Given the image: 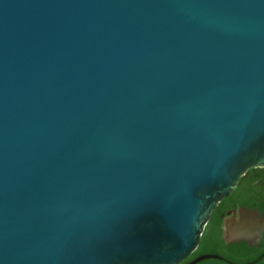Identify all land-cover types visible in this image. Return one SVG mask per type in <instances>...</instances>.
Masks as SVG:
<instances>
[{
    "label": "water",
    "instance_id": "water-1",
    "mask_svg": "<svg viewBox=\"0 0 264 264\" xmlns=\"http://www.w3.org/2000/svg\"><path fill=\"white\" fill-rule=\"evenodd\" d=\"M262 167L264 0H0V264H181Z\"/></svg>",
    "mask_w": 264,
    "mask_h": 264
},
{
    "label": "trees",
    "instance_id": "trees-1",
    "mask_svg": "<svg viewBox=\"0 0 264 264\" xmlns=\"http://www.w3.org/2000/svg\"><path fill=\"white\" fill-rule=\"evenodd\" d=\"M264 168L247 170L232 193L219 202L205 226L196 250L181 264H188L196 257L217 255L222 260L208 259L198 264H264V233L256 245L247 242L227 243L223 238V217L229 209L247 207L264 214V183L258 179ZM256 263H252L256 261Z\"/></svg>",
    "mask_w": 264,
    "mask_h": 264
},
{
    "label": "flooded vegetation",
    "instance_id": "flooded-vegetation-1",
    "mask_svg": "<svg viewBox=\"0 0 264 264\" xmlns=\"http://www.w3.org/2000/svg\"><path fill=\"white\" fill-rule=\"evenodd\" d=\"M262 168H264V167H262ZM257 177H258V179H260V181H262L264 183V170L260 174H258ZM232 210H237V209H229V210H227L225 215H222L223 220L227 217V213L232 211Z\"/></svg>",
    "mask_w": 264,
    "mask_h": 264
}]
</instances>
